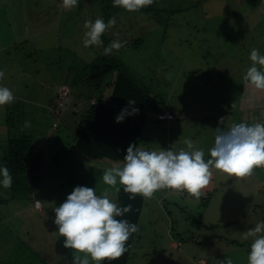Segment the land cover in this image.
I'll use <instances>...</instances> for the list:
<instances>
[{
    "label": "rangeland",
    "instance_id": "1",
    "mask_svg": "<svg viewBox=\"0 0 264 264\" xmlns=\"http://www.w3.org/2000/svg\"><path fill=\"white\" fill-rule=\"evenodd\" d=\"M85 1L88 6L83 7L81 14L84 15L77 28L84 26V21L88 20L85 15L88 9L94 15L100 13L96 7L97 0L93 2L95 5L93 4L92 9L89 8L91 0ZM164 1L169 7L182 9V16L172 14L169 19L161 16L163 19L154 23L149 22V18L146 21L147 15L143 16L140 23L127 18L120 21L127 27H131V23L143 24L144 27L137 32L139 38L144 39V44L135 50L123 45L119 58L129 66L137 82V79H141L144 82L142 85L156 93L157 109H168L176 114L177 124L171 126L165 121L156 120L153 112L147 109L140 146L143 147L146 143L151 151H158L160 148L168 150L171 147L173 150L178 147L176 151L188 150L184 141L191 140L196 148L204 150L207 160L210 158L208 150L214 145L217 134L215 130L218 127L226 130L240 122L264 123L263 93H260V102L259 93L246 88L243 81L246 70L251 66V51H247L245 47L246 50L236 48L232 53V49L228 51L227 46H223L227 37L231 42L237 40L232 35L238 33L240 28L243 32L241 37L246 40L255 39L252 41L254 44L258 43L255 49L264 55V0ZM55 3L59 5L60 0H0L2 59L8 58L4 54L5 49L12 47L13 42L16 44L18 38L23 41L24 37H28L31 44L37 47L36 53H30V47L26 46L16 49L9 56L13 59V64L8 63L0 70L4 72L0 86L8 87L15 97L27 102L24 115L16 120V125L24 126L26 121L30 122L29 127H23L26 134L33 131L36 136L44 135L43 141L36 144L44 149V171L48 174L43 176L37 193L41 199L48 200L47 213L50 216L47 214V219H50L51 228L47 226L48 229L44 231L51 233L47 235L42 231L40 225L45 228L46 221L42 215L40 221L36 216L30 219L29 225L34 228L33 232L43 234V237L37 234L34 238L27 239L33 238L37 242L42 240L43 244L36 250L49 262L73 264V251L63 247L64 238L56 233L58 229L53 223L54 208L62 204L77 186L95 188L96 193L101 194L108 187L100 178L109 162L102 165L105 160L94 159L92 167L89 162V166L85 165L79 170L72 167L71 157H67L63 151H58L61 154L55 153L56 149L62 148L63 143L57 145L53 139L62 133L64 127L61 124L59 129L51 128L55 118L48 117V110L52 109L51 103L47 102L48 91L55 87L57 91L62 86H59L61 81H66V78L70 81L78 75L82 57L91 60L95 50L81 49L79 36L84 37V30L70 33L65 31L67 26H64L59 34L46 31L56 27V20L53 18L57 14L54 16L51 8ZM17 64L26 72H15ZM240 77L243 81L242 89L237 81ZM88 95L93 98L98 96L87 93L85 97ZM107 96L108 94L104 95L105 98ZM221 118L224 119L222 123ZM4 122L5 111L0 106V156L4 150L2 145L9 138ZM175 133H180L178 142L175 144L174 140L172 143V138L169 143V135L172 137ZM54 155L59 161L57 167L53 165ZM69 172L74 177L72 181ZM212 173L216 174V178L201 190L199 199L184 192L161 190L177 195V198L168 195L164 202L167 206L166 214L170 215L159 211L164 209L163 202L159 200V191L146 200L139 216V238L129 264H218V261L229 258L233 264H247L252 238L244 240L241 234L254 227L257 222L264 221V167L255 168L253 174L246 177H230L215 169H212ZM89 174L90 179L86 176ZM216 186L224 187L225 191L214 190ZM234 189L237 191H233ZM109 191L111 193L113 190ZM210 193L212 194L209 195ZM3 200L9 201L3 203ZM23 204L14 196L11 188L0 185V226L4 225L11 232L18 231V228L20 230V219L27 215L23 213L16 217V212H22L20 208ZM155 209L156 215H152ZM203 223L210 225V229L204 228ZM169 228H173L174 234L170 241L167 239ZM191 235L195 238L190 239ZM5 239L10 240L6 233L0 231V241ZM172 240H176L174 247L170 243ZM179 240L181 243H177ZM201 258L202 261L199 260ZM6 260L10 263L14 261L10 254Z\"/></svg>",
    "mask_w": 264,
    "mask_h": 264
},
{
    "label": "trees",
    "instance_id": "2",
    "mask_svg": "<svg viewBox=\"0 0 264 264\" xmlns=\"http://www.w3.org/2000/svg\"><path fill=\"white\" fill-rule=\"evenodd\" d=\"M97 1L98 3L96 0H91L89 8L92 9L95 5L93 2H96V7L97 9L99 8L100 13H95L96 15H94L88 9L85 14L87 19L94 22L96 18L100 17L105 21V23H107L110 18L114 17L116 20L115 26L108 29L102 35V46L94 45L88 47L95 49L92 54L93 58L91 60H86L82 57L81 65L78 68V75L70 81L66 78V81L64 80L60 82L59 86L65 85L69 89L68 97L64 105L61 108L58 107L59 102L57 100V87H55L52 91H48L49 97L47 100L48 104L50 102L52 105V109H50V111L48 110V117L53 116V118H55L53 123H56V126L53 127L51 125V128L53 127L52 129H59L61 124L63 125L62 127H64V129H62V133L53 139L54 143L56 142L55 144L57 145L59 143H63L62 148L60 147L56 149L57 152L55 153H58L60 150L63 151L64 154L68 155L67 157H71L70 160L72 167L75 166L76 169L78 168L79 170L80 168L85 167V165L89 166V161L91 159H103L113 163H122L123 157L126 155V150L129 145H136L144 148V146H140L142 141L141 133L147 119L148 110L153 112L156 120L165 121L167 124L175 126V124H173L176 115L175 113L170 112L173 115L171 119H159L157 117V114L163 113V111L157 109L156 93L149 87H146V85H142L144 82L141 79H137V82L135 75L131 72L129 66H126L122 59L119 58V51L123 46L118 51L113 50L111 55H105L104 48L114 40L119 41L122 45H126L127 48L134 50L144 44V39H140L139 33L137 32L138 29L144 27L143 24L133 25L131 23L132 26L127 27L123 25V22H120L121 20H126L127 18V20L132 21L138 20L140 23V21L143 20V16L147 15L148 17L146 21L148 22L149 18V22L154 23L156 20L159 22V20L163 19V17L169 19L172 14H179L182 16L180 13L182 9L173 8L172 6L169 7L164 0H161L160 2L154 0V3L149 7L143 8L137 12H127L122 8L113 7V0ZM55 4L58 6L57 3ZM73 11L75 14L72 16V19L79 16L77 14V8L73 9ZM161 16L163 17L161 18ZM77 22L78 19L71 20L68 18L65 21H60L58 25H56L55 29L51 27L46 31L50 34H52V32L59 34L63 31L61 27L64 26H67L65 31L70 33L74 30H77L78 32H82V30L86 31L84 26L79 27L81 30L76 28ZM169 23L170 22L167 23V27ZM237 32L238 33H233L232 35L237 37L235 42H231L229 37L224 40L225 43H223V46L226 45L228 51L232 49L231 52L233 53V50L236 48L243 50L247 47V51L257 48L258 43L254 44L252 42L255 39L250 38L248 41L242 38L241 36L243 32L240 28ZM58 38L59 37H55V39ZM200 38L203 39L202 36H200ZM79 41L81 42V49H85L83 45V38L80 36ZM246 41H248L247 44ZM26 46L30 47V53L37 52V47H34L31 44L28 37H24L23 41H19L18 38V42H16V44L13 42L12 47L5 49L6 52L4 54L8 58L3 60L2 58L4 57L1 56L0 53V70L8 63L11 65L13 64V59L9 58V56L11 54L13 55L16 49L20 47L25 48ZM16 58L17 56H15V59ZM71 67L72 66H70V69ZM15 68H17L15 72L22 74L23 72H26L24 69L22 71L18 64ZM194 73H196V70ZM237 81L242 89L243 81L241 77L240 79H237ZM87 93H94L98 96L95 98L91 95L85 97V94ZM107 94L108 98H105L104 95ZM262 97L264 98V93L262 94ZM129 99L136 101L134 107L139 109L138 114L127 115L123 122L116 123V117L121 113L122 109L128 107L129 112H131L132 108L128 106ZM258 99L261 102L260 93ZM3 107L5 111L4 123L5 128L8 131L7 133L9 134V138L6 140V143L2 145L4 150H2V154L0 156V166H7L10 174L12 175V185L10 188L14 192V196L18 197L22 203H33L34 206V201L38 200L36 198L40 197L37 191L41 180L45 174H48V172L44 171V149L40 145L37 147L36 144L38 141H43L42 139H44V135L36 136L33 131L26 134V131L23 130L24 126L22 124L19 126L16 125V120L21 119V115H24L25 108H27V102L25 100L15 97L12 104L5 105ZM57 108L58 112L56 113L55 110ZM69 117L72 120H70ZM67 130L71 131V135L67 134ZM177 137V133H175L172 137L169 135V138H167L169 139V143L173 138L172 143H174L173 141ZM35 144L36 147L34 148ZM145 148L146 150L151 151V149L146 146V143ZM58 154H61V152ZM52 159L54 163L53 165L56 167L59 166L58 158L55 157V155ZM59 169H61V166ZM69 175H71V172H69ZM86 176L90 179V174ZM70 178L72 181L74 177L71 175ZM82 178H85V176ZM81 180L83 181L84 179ZM79 183L81 184L82 182L79 181ZM115 199L120 207H124L129 204L132 206L131 212L122 217H118L117 219H126L129 223L135 224L138 228L139 216L142 213L146 200L148 199L137 195L135 199L130 200L129 194H126L122 187L120 192L116 194ZM8 201L9 200H3V203ZM208 201L209 198L207 199V202ZM3 226L4 225L0 226V231H3L8 235L10 242L6 239L4 241H0V243H6L4 246L0 244V264H53L49 262L45 256H41V254L36 250V248H39L43 244L42 240L39 243H29L30 239L27 238H31V234L24 236V234L30 231V228L20 234L19 230L11 232ZM209 226L210 225H205L203 223L204 228L210 229ZM172 231L173 228L172 230L170 229V232L171 235H174ZM22 235L24 237H22ZM138 238L139 235L137 231L133 233L126 242L127 251L122 257L114 261H104L103 264H129ZM194 238L195 236L191 235L190 239ZM9 254L14 259L11 263L6 260ZM56 264L60 263L57 262Z\"/></svg>",
    "mask_w": 264,
    "mask_h": 264
},
{
    "label": "clouds",
    "instance_id": "3",
    "mask_svg": "<svg viewBox=\"0 0 264 264\" xmlns=\"http://www.w3.org/2000/svg\"><path fill=\"white\" fill-rule=\"evenodd\" d=\"M153 3L154 0H113L112 6L137 12ZM78 5L79 0H60L59 6L71 10ZM115 24L114 17L107 23L100 17L94 22L86 21L84 47L102 46V35ZM122 46L114 40L104 48V54L111 55ZM249 60L251 66L243 76L244 84L257 93H264V55L253 48ZM3 78L4 72L0 71V79ZM14 100L12 90L0 86V106L10 105ZM135 104V100L129 99L131 112L128 107L122 109L116 123L123 122L127 115L138 114ZM223 121L221 118L220 123ZM29 126L30 122L26 121L24 127ZM215 131L214 145L208 150L210 158L207 160L204 150L196 148L191 140L184 141L188 150L179 151L172 147L150 151L129 145L123 162L104 170L100 179L108 187L101 194L98 195L95 188L75 187L66 200L54 208L53 220L58 229L56 233L64 238L63 247L73 251V264H103L119 259L127 251L126 242L138 228L126 219H117L132 211L131 204L120 207L116 202L115 194L121 187L130 200L137 195L151 199L156 192L165 189L199 199L201 190L209 185L212 169L230 177H246L251 176L255 168L264 167V123L240 122L226 130L218 127ZM0 177V185L10 188L12 175L7 166H0ZM40 206L41 201H36V207ZM241 235L244 240L252 238L247 264H264V221L257 222ZM218 264H233V261L229 258Z\"/></svg>",
    "mask_w": 264,
    "mask_h": 264
},
{
    "label": "crops",
    "instance_id": "4",
    "mask_svg": "<svg viewBox=\"0 0 264 264\" xmlns=\"http://www.w3.org/2000/svg\"><path fill=\"white\" fill-rule=\"evenodd\" d=\"M60 5V4H59ZM56 6V5H52V9H53V11H54V16H56V14H57V17H54L53 19L54 20H56L55 21V25H58V23L61 21H65L66 19H68V18H70L71 20H74V19H78V22H77V26H78V24H79V21L82 19V16L84 15V14H81L82 13V9H83V7H85V5L86 6H88V3L85 1V0H83V1H81V0H79V5H78V7L79 6H81V7H79V8H77L78 9V11H77V14L79 15L78 17H76V18H74V19H72V16L75 14L74 13V11H73V9H75V8H73V9H71V10H67V11H65L64 9H62L60 6ZM82 10V11H81ZM80 11V12H79ZM88 11V10H87ZM69 12H71V13H69ZM80 17V18H79ZM70 21V20H69ZM74 27V26H73ZM77 28V27H76ZM162 110H165V111H169V112H172L171 110H168V109H161V111ZM174 113V112H173ZM241 116V115H240ZM175 118H176V115H175ZM69 119H70V117H69ZM70 120H72V119H70ZM176 120H174V122H173V124H177L176 122H175ZM67 132V134L68 135H71V131H66ZM179 135H180V133H177V136L179 137ZM50 137V136H49ZM177 137V138H178ZM177 138L175 139V144L178 142V140H177ZM178 145V144H177ZM144 149H146L145 148V146H144ZM175 151L176 150H178V147H175V149H174ZM96 160H100V159H96ZM103 160V159H102ZM90 167H92L93 165H94V162H95V160L94 159H91L90 161ZM108 163L107 164V166H105V167H107V168H109V167H112V166H114L112 163L113 162H110V161H104V163L102 164V165H105V163ZM117 164H120V163H118L117 162ZM216 178V174L215 173H213V175H212V178H211V180L210 181H214V179ZM214 190H216V191H225V189H224V187H222V186H219V188H217V186L214 188ZM169 191H172V190H169ZM169 191H160V195H161V197H160V201H162L163 202V206H164V209H159V211L162 213V214H166L167 213V209H166V206H165V204H164V202L166 201V199L168 198V195H171V196H173V197H176L177 198V195H175V194H172V193H170ZM233 191H237V189H234ZM167 192V193H166ZM177 194V193H176ZM215 198V197H214ZM36 199H38V200H40L41 201V206H40V208H35L34 206H33V203L31 204V203H28V204H23L22 205V207L20 208V210H22V212L20 213L18 210H17V212H16V214H17V216L16 217H20L23 213H26V215H27V217L26 218H21L20 219V223H19V225H21V228H20V230H19V228H18V230H19V233L21 232V233H24V231H26L27 229H29L30 228V231L29 232H27L26 234H24V236H28V234H31V237H32V235H33V238H34V236H36L37 234H39L41 237H43V234H40V233H37V232H33V229L34 228H32V227H30V225H29V221H30V219H33V217H36L37 218V220L38 221H40L41 219H42V217H41V215L43 216V218H44V220L46 221L45 222V228H43V227H41V225H40V228L42 229V231H44V229H48L47 228V226L49 227V228H51V223H50V219L48 220L47 219V209H48V207H47V205H48V200H43V199H41L40 197L39 198H36ZM256 206H259L258 204H256ZM255 208H257V207H255ZM49 210V209H48ZM206 211V210H205ZM261 211H262V209H261ZM152 212H154V214H152V215H156V209L155 210H153ZM49 215V214H48ZM166 215H169V214H166ZM50 216V215H49ZM24 227H26V228H24ZM23 228V230H21ZM40 228H38V229H40ZM170 229L171 228H169V231H170ZM168 231V233H167V239H168V241H170L171 239H172V235L170 234V232ZM44 232H46L47 233V235H49L50 233H51V231H48V230H45ZM33 240V241H32ZM47 241H49V239L47 240ZM176 240H172L170 243L172 244V246L174 247L175 245H176V242H175ZM9 242H10V240H9ZM29 243H39V242H37V241H35L34 239H30L29 240ZM177 243H181V241L179 240ZM178 247L179 246H177V249H178ZM200 261H202L203 260V258H201V259H199ZM198 264H200V263H198Z\"/></svg>",
    "mask_w": 264,
    "mask_h": 264
},
{
    "label": "built area",
    "instance_id": "5",
    "mask_svg": "<svg viewBox=\"0 0 264 264\" xmlns=\"http://www.w3.org/2000/svg\"><path fill=\"white\" fill-rule=\"evenodd\" d=\"M68 92H69V89L65 85H62L61 87L58 88V90H57L58 99L57 100L59 102V104H58V107L59 108H61L64 105L65 101L67 100ZM55 112L56 113L58 112V108L55 110ZM157 117L159 119H164V118L171 119L173 117V115L171 113H169L168 111H164L163 113H158L157 114ZM52 126L55 127L56 126V123H53ZM36 201H39V200H35L34 201V207L35 208H37L36 207Z\"/></svg>",
    "mask_w": 264,
    "mask_h": 264
}]
</instances>
